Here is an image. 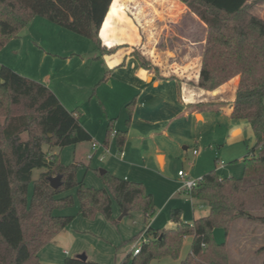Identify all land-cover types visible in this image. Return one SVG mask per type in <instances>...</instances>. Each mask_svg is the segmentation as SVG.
I'll return each mask as SVG.
<instances>
[{
  "label": "trees",
  "instance_id": "obj_1",
  "mask_svg": "<svg viewBox=\"0 0 264 264\" xmlns=\"http://www.w3.org/2000/svg\"><path fill=\"white\" fill-rule=\"evenodd\" d=\"M179 1L206 25L209 41L224 50L225 56L234 57L231 62L235 68L227 66L228 71L220 72L222 81L234 74L239 76L229 118L246 120L255 143L242 160L240 177H222L216 170L201 176L189 196L195 203L193 207H204L205 214L185 223L182 210L172 209L169 217L174 227H144L142 231L146 229L149 242L141 246L138 255L129 254L120 264L176 259L187 237L192 239L190 252L180 264H230L226 244H217L212 230L221 228L227 236L237 219L264 224V19L253 12L252 0ZM34 17L92 40L101 51L116 49L103 48L98 36L101 28V36L107 38L110 21L116 17L112 0H0V50ZM130 56L140 68L150 67L138 54ZM201 73L205 85L206 78ZM133 101L126 105L128 115ZM112 127L113 120H109L103 144L113 132ZM125 138V132H115L119 149ZM90 141V135L78 123L76 110L67 111L47 86L7 66L0 68V264H41L39 251L74 218L54 214L73 205L71 195L59 197L72 189L78 214L86 219L100 213L106 221L115 223L113 202L121 212L126 210L125 216L134 211H141L144 218L153 215L152 196L142 183L105 172L100 175L102 188L88 187L77 179L81 164L63 165L59 154L52 152L53 148ZM36 169L43 171L32 182ZM56 177L60 178V185L52 189L49 180ZM65 262L98 264L87 259Z\"/></svg>",
  "mask_w": 264,
  "mask_h": 264
},
{
  "label": "rangeland",
  "instance_id": "obj_2",
  "mask_svg": "<svg viewBox=\"0 0 264 264\" xmlns=\"http://www.w3.org/2000/svg\"><path fill=\"white\" fill-rule=\"evenodd\" d=\"M252 1L255 3L254 12L264 19V0ZM158 3L160 0L156 2L121 0L124 14L117 12L116 17L111 19L109 34L114 38L115 43H135V46H128L130 54H138L145 59L150 64L148 71L156 73L157 69H160L163 73L169 74L172 68L176 70L189 61L188 58H182L189 42L181 38L184 31L181 30L182 22L176 19V14L180 13L178 7L169 3V10L173 14L166 15L158 6L156 11ZM121 4L118 5V0H114L115 11ZM38 20L46 25L28 23L15 38L4 45L0 50V57L19 71L36 79L44 77L50 79L54 94L63 107L69 111L76 109L78 123L92 136L90 142L53 148L52 152L59 154V161L63 165L81 164L77 179L82 180L86 186L102 188L99 171L105 170L109 173L116 171L114 175L118 178L123 179L124 175H127L130 181H141L146 192L151 194L154 203V213L151 217L144 218L141 211H134L131 216H124L120 221L111 223L100 213L92 219L79 215L74 189L60 194L59 197L71 195L73 205L55 211L54 214L71 215L74 218L39 251V261L41 264H66V259H76L84 255L88 261L98 264H120L127 255H132L133 245L143 227L166 229L170 226L169 213L172 209L180 208L186 223L192 222L194 217L201 214L200 210L193 208L195 203L190 201L188 194L180 191L182 181L178 176L179 170L192 180L200 179L201 175L212 170H216L224 177H240L243 173L242 160L254 145L255 137L247 121L229 118L224 112L226 107L222 104L224 111H203L200 120L195 116H187L169 123L168 126L172 131V135L168 137L169 141L163 140L164 138L159 137V134L151 140L149 134L158 131L153 128L152 132H149L142 125L140 122L142 110L138 109L133 117L130 131L132 134L142 133L139 134L140 139H129L127 135V142L123 149H119L111 133L106 144H103L109 119L114 118L113 124L118 130L125 129L126 104L133 97L130 95L127 99L126 92H121V89H118L120 90L118 93L114 92L110 88V80L102 81L109 69L106 61L114 59L119 51L117 48L113 52L101 51L90 39L57 27L46 19ZM50 28H59L69 37L55 35ZM188 33H190L189 38L194 37V30ZM147 35H150L149 40ZM213 42H209L206 47L208 51L201 63L203 64L201 72L206 78L205 86L210 91H215V87L221 83L222 71H228L227 66L235 68L234 63L231 62L234 57L225 56V51L218 50ZM126 46L124 45V48ZM229 61L230 64H227ZM197 67L194 62L193 70ZM113 85L118 87L115 82ZM22 139H26L25 134L22 135ZM93 142L97 145L95 152L91 150ZM183 147H186L185 150ZM103 148L107 152L102 154ZM153 148H159L158 150L167 154L165 165L161 170L154 155L153 157L149 155ZM43 149L46 150L47 147L44 146ZM193 150H196L197 156H193ZM144 154L149 155L147 156L149 159L143 156ZM102 155L104 157L100 159ZM122 155H125V161L139 163V166H142V169H138L141 175H132L131 169L130 173H123L122 167L125 165L120 164ZM42 171L33 170L32 182ZM32 182L28 186V199L32 192ZM112 211L114 219L118 220L122 212L117 214L118 207L115 202L112 203ZM244 222L250 224L249 221L241 219L232 228L234 238L230 243L229 263L264 264L262 259L264 246L261 245L258 250L260 254L256 255V258L250 257L248 253L244 254L245 249L240 250L237 247L241 244V247L249 248L247 252H250L251 246L256 249V246L264 242V227L253 225L250 236L245 231ZM212 235L216 242L225 238L221 228L213 229ZM190 242V237L184 240L178 258L164 257L151 261L150 264H180L190 252Z\"/></svg>",
  "mask_w": 264,
  "mask_h": 264
},
{
  "label": "crops",
  "instance_id": "obj_3",
  "mask_svg": "<svg viewBox=\"0 0 264 264\" xmlns=\"http://www.w3.org/2000/svg\"><path fill=\"white\" fill-rule=\"evenodd\" d=\"M154 1L156 2L157 0H154ZM169 3L171 5L172 4L176 5L178 9L180 10V13L176 14L177 16L176 19L177 20L179 19L182 22L181 25L183 27L181 28V30L184 31V34L182 35L181 38L189 42L187 46L188 49L184 52L182 56V58L183 57L188 58L189 61L183 64L182 67L176 68V70L172 68L169 74L163 73L162 70L160 69H157V72L154 73L153 71L150 72L148 70L140 68L138 66L137 60L134 61V59H132L129 55L130 47L128 46H135L134 45L135 43L133 42L115 43L114 38H112L110 34H108L107 38H104L101 36V31H100L101 28L98 33V36H100L102 41H104L106 44V46H104L102 41L100 40L103 48H106L107 50H110L112 48H117V51H119V54L114 59H110L106 61V64L109 67V69L105 73V78H103L102 81H106V79L110 80V83H109V85L111 86L110 88L114 92H117V93L118 91H120L118 89H121V92H126L127 99L128 97H130V95H133V97L131 96L132 98L127 102L128 104L134 100L132 108L130 109V114L128 115L127 113V119L125 121V129L118 130L117 128L114 127V124L112 127L113 132H125L126 138H125L124 144L125 142H127L126 141L127 135L129 139H137V138L140 139L139 137H141V135L139 134H142V133L137 132V134H132V132L130 131V127H132L133 117H135L138 109L142 110L141 119H140L141 120L140 122L142 123V125L149 132H152L153 128H155V130L158 131V132L153 131V133L149 134V137L151 138V140H153V137L155 135L159 134V137L164 138L163 140L165 141H169L168 137L172 135V131L168 126V124L171 123L172 121H176L180 118H184L187 116H195L197 117V119L200 120L202 118L203 111H209V112H213V111L216 112L217 110L224 111L222 110L224 109L222 108V104L225 105L226 107L224 112L228 115V117L231 112L230 106L234 98V93H235L236 86L238 83V79H239L238 74L231 75V77H229L228 79L221 81V83H219V85L215 87L216 88L215 91H210L206 89L207 86H205L204 82L201 80V70L203 68V64L201 65V63H202V59L204 60V55H206V52L208 51L206 47H208L209 42H210L209 41L210 34L208 31V28L206 27V25H204L199 20V18H197L190 10H188V8L179 0H160V3L156 5V8L158 6L162 9L161 11L166 13V15H170L171 11L169 10ZM119 4H121V0H118V5ZM121 7H122V4L119 6V8H117V11H115L116 14L117 12L124 14L122 12L123 10L121 9ZM156 11H158V8L156 9ZM38 19H42V18L34 17L29 22V24L31 23L32 25H35V24L36 25H39V24L46 25L44 24V22L39 21ZM50 30L54 32L55 35L59 34V35L68 36L66 32H63L59 28H50ZM193 30L195 32L194 37L189 38L188 34L190 33L188 32H191ZM146 32L147 34H149L147 30ZM110 33L112 34V32ZM40 38H42V36ZM147 38L149 40L150 35H147ZM124 45H127L126 48H124ZM194 62H196L198 66L196 70H193ZM2 66H7L11 68L17 74L24 76L26 78H29V79L33 78L31 80H34L36 82L41 83L44 81L41 84L47 86L54 94L53 85L50 79H47L45 77L36 79L32 77L31 75H28L27 73L19 71L18 69L10 65L8 61L0 57V68ZM114 82L118 86L117 88L116 86L114 87L113 85ZM73 110H76V109H73ZM109 120H114V118H111ZM85 131L89 134V132L86 129ZM132 135L133 136L136 135V136L131 137ZM90 137L92 140L91 135ZM123 146H122V149H123ZM185 148L186 147H183L184 150ZM158 149L159 148H153V151L149 152V155L150 157H153L154 155V159L158 163V167L161 170L165 165L167 154L166 152L158 150ZM193 151H196V150H193ZM102 154H103V151H102ZM197 154L193 153V156H197ZM149 155L144 154L143 156H146V158L149 159L147 157ZM124 156L125 155H122L123 158L121 157L122 160H120V164L125 165L124 167H122L123 173L127 174V173H130V171L132 170V175H135V176L138 174L141 175V172L138 169H142V166H139V163L135 164L132 162L130 163V162L125 161ZM180 171L181 170H179L178 172ZM114 172L116 171H113L110 174L115 176L114 174L116 173ZM123 180L130 181L127 175H124ZM131 182L142 183L141 181H131ZM190 201L192 200L190 199ZM197 209L200 210L201 212V214L198 217H201L203 214L206 213V209L204 207L197 208ZM119 212L120 210L118 208V211H117L118 215H119ZM112 215H113V211H112ZM194 218H197V217H194ZM182 220H183V217H182ZM116 221H120V220H115V222ZM238 221H241V219H237L234 221L233 225L231 226L229 230L230 232L227 236L224 233V236H225L224 240L219 241V242H216L214 240L217 244L224 242L228 249V253L231 248L230 247V243L232 241L231 239L234 238V235L232 233L233 232L232 228L235 226V223ZM183 222L185 221L183 220ZM187 223H191V222H187ZM249 223L250 224H247L246 222H244V224L243 223L242 224L245 227V231H247L250 236L253 232V225L254 226L260 225L261 227H264V224H257L254 222H249ZM173 227H174V224L171 221L170 226H168V228L166 229H171ZM150 228L152 230L158 229V228L153 229L152 227ZM261 245L264 246V242L259 244V246H256V249L251 246L249 250L250 252H247V249L249 248L241 247V244L237 245V247H239L240 250L245 249L244 254L248 253L250 257L252 256V258L253 257L256 258V255L260 254L258 250L262 247ZM262 259H264V254H263Z\"/></svg>",
  "mask_w": 264,
  "mask_h": 264
},
{
  "label": "built area",
  "instance_id": "obj_4",
  "mask_svg": "<svg viewBox=\"0 0 264 264\" xmlns=\"http://www.w3.org/2000/svg\"><path fill=\"white\" fill-rule=\"evenodd\" d=\"M115 132H113V136H114ZM97 149V145L96 143H91V150L92 151H96ZM107 150L105 148H103V153H106ZM192 153L197 154L196 151H193ZM104 156H101L100 159H103ZM89 159L91 158V156L88 157ZM178 176L181 178L182 181V186L180 188V191H183L185 193L188 194V196L190 195V192L192 191V189H194L197 184L201 181L200 179L197 180H192L186 177V175L180 171L178 172ZM190 198V196H189ZM191 199V198H190ZM146 231V229L144 230ZM142 231L141 233H139L138 237L136 238V241L133 245V249H132V255H138L140 253V248L142 245L147 244L149 242V237L146 236L145 232Z\"/></svg>",
  "mask_w": 264,
  "mask_h": 264
},
{
  "label": "water",
  "instance_id": "obj_5",
  "mask_svg": "<svg viewBox=\"0 0 264 264\" xmlns=\"http://www.w3.org/2000/svg\"><path fill=\"white\" fill-rule=\"evenodd\" d=\"M105 172H106L105 170H100L99 174L103 175ZM49 181H50V187L52 189H56L60 185V178L59 177L51 178ZM125 214H126V210H123L121 215L119 216L118 220L122 219L125 216ZM76 259L80 262L86 261V257L84 255L79 256Z\"/></svg>",
  "mask_w": 264,
  "mask_h": 264
}]
</instances>
